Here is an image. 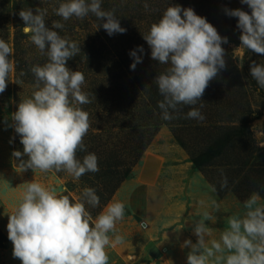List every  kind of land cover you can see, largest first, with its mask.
Instances as JSON below:
<instances>
[{
  "label": "clouds",
  "instance_id": "obj_1",
  "mask_svg": "<svg viewBox=\"0 0 264 264\" xmlns=\"http://www.w3.org/2000/svg\"><path fill=\"white\" fill-rule=\"evenodd\" d=\"M240 2L248 6L250 13L225 8V14L238 18L240 47L264 55V0ZM144 8L149 9L147 0ZM53 10L63 21L92 15L109 36L127 31L116 9L104 10L102 0H63ZM18 15L24 23V34L39 54L47 57V62L30 68L34 91L18 103L11 115V127L23 146L22 152L13 151L12 156L18 159L20 172H63L78 181L87 173L99 171L97 155L88 152L84 143L91 127L89 113L82 107L91 103L89 94L82 90L85 75L67 66L81 52V46L56 31L65 27L59 20L46 26L47 9H21ZM143 39L151 49V59L167 65L154 78L163 97L157 105L161 119L170 122L183 107H188L186 119L203 121L204 105L200 102L210 82L226 68L222 45L228 43V38L194 9L175 4L151 24ZM138 52H144L143 46L129 53L132 70L143 62ZM12 55L13 47L0 38V94L6 91L15 71ZM250 75L264 89V64L253 61ZM79 152L86 154L78 158ZM221 175L220 187L225 188L228 180L223 170ZM63 191L68 192L67 187ZM99 204L100 197L91 187L84 188L73 200L40 182L25 183L21 198L8 214L13 258L21 264H110L108 249L125 243L117 224L125 218L126 206L121 201L109 203L93 218L87 206L96 208ZM213 204L218 210L215 201ZM214 219L206 211L194 221L196 242L186 239L181 246L190 249L186 264H264V198L259 192L250 194L242 202V210L228 217V227L219 240L209 241L211 233L206 221ZM146 226V222L142 224Z\"/></svg>",
  "mask_w": 264,
  "mask_h": 264
},
{
  "label": "rangeland",
  "instance_id": "obj_2",
  "mask_svg": "<svg viewBox=\"0 0 264 264\" xmlns=\"http://www.w3.org/2000/svg\"><path fill=\"white\" fill-rule=\"evenodd\" d=\"M142 3L144 1L139 2ZM159 4L161 11L175 4L190 7L197 15L205 17L222 37H227L228 43L222 45L226 68L210 82L202 97L203 121L186 119L188 107H183L178 117L170 122L160 119L156 111H160L157 105L163 97L154 82L148 88L150 109L140 113L138 123L159 122L161 125L139 162L132 167L131 177L122 182L102 209L115 201L126 206L125 218L117 224L125 243L108 249L110 264H186L190 249L181 246L186 239L196 242L193 223L201 219L204 212L215 217L206 221L211 233L207 239L219 240L221 232L228 227V217L242 210V202L250 194L259 192L264 198V89H260L244 69L246 64L250 72L253 61L264 64V55L240 47L238 18L229 17L224 11L225 8H239L250 13V9L240 0H160ZM114 7L130 10L123 4ZM130 7L135 9L137 6ZM149 8L154 12L153 3ZM138 10L139 18H136L140 19L143 12ZM149 20L148 29L156 22L152 18ZM93 30L97 27L91 24L88 31ZM102 34L104 41L110 39L120 48L121 34L109 36L106 31ZM132 45L124 46L128 50ZM159 68L164 72L167 65L160 64ZM10 88L9 99L0 101V232L7 241L5 247L0 246V264H21L12 256L7 223L8 214L21 198L25 183L40 182L55 188L59 194L68 193L74 199L82 193L83 185L80 179L75 181L63 172L41 173L31 169L20 172L17 158L12 153L22 152L23 146L17 143L11 115L17 110L18 103L30 97L34 89L33 84L18 82L14 73ZM82 90L85 92V84ZM126 138L125 133L114 127L101 139L117 143ZM221 170L228 180L225 188L220 187ZM65 187L68 192L63 191ZM145 222L147 226L142 227Z\"/></svg>",
  "mask_w": 264,
  "mask_h": 264
},
{
  "label": "trees",
  "instance_id": "obj_3",
  "mask_svg": "<svg viewBox=\"0 0 264 264\" xmlns=\"http://www.w3.org/2000/svg\"><path fill=\"white\" fill-rule=\"evenodd\" d=\"M142 1L145 3V0H102V8L104 10L115 8L121 26L127 29L126 33L119 37L120 48H117L110 39L104 41L101 38L103 37L102 31L105 32V30L102 27L99 28L101 22L94 16L89 15L83 20L73 17L68 21H63L61 17L56 16L53 9L63 0H0V38L13 47V55L10 59L14 61V74L18 82L34 84L30 68L33 65H43L47 62V57L39 54L29 36L23 32L24 23L18 15L21 9L35 10L37 7L47 9L46 26L51 27L53 21L59 20L65 27L56 31L62 37L76 41L81 46V52L69 60L67 66L73 71L83 72L85 92L89 94L91 100V103L82 106L89 113L91 123L88 134L84 137V143L88 152L97 155L99 171L83 175L80 181L83 189L94 188L100 197L98 207L87 206L93 218L111 200L122 182L131 177L132 167L139 162L161 125L159 122L158 124L138 123L140 113L147 111V108L150 109L148 101L151 97L148 88L153 86V82L156 85L154 77L161 73L159 62L151 59V49L143 39V35L149 30V19L152 18L157 22L163 13L159 10L160 0H147L150 5L154 4V12H151L152 8L146 10L144 3L139 4ZM121 4L129 7L130 10H120L114 7ZM130 6L137 7L134 9ZM138 8L143 12L140 19H137L139 18L137 17ZM91 24L96 25L97 30L88 31ZM131 44H133L132 47H127L128 50H126L124 45ZM138 46H143L144 49L143 53H137L142 55L143 62L137 64L135 70H132L130 65L133 60L129 53ZM244 69L247 74L250 73L246 64ZM21 72L25 75L21 76ZM9 79L6 91L0 94V101L8 100L12 95L11 76ZM156 89L158 90L157 85ZM152 109L154 110V107ZM156 113V116L161 119L160 111L157 110ZM114 127L120 133L126 134V140L117 141V143L108 140L103 142L102 136ZM175 131L173 130L176 138L184 145ZM16 139L17 143L22 146L17 133ZM85 154L79 152L77 156L82 158ZM23 158L26 159V157ZM194 162L200 165L198 159ZM17 164L19 165L18 159ZM69 196L75 200L71 195ZM6 242L5 236L0 232V246L5 247Z\"/></svg>",
  "mask_w": 264,
  "mask_h": 264
}]
</instances>
